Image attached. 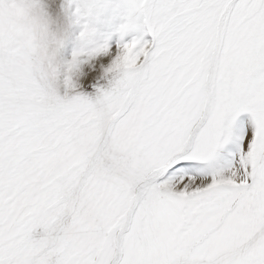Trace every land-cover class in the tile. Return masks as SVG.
Segmentation results:
<instances>
[{"label":"snow or ice","instance_id":"snow-or-ice-1","mask_svg":"<svg viewBox=\"0 0 264 264\" xmlns=\"http://www.w3.org/2000/svg\"><path fill=\"white\" fill-rule=\"evenodd\" d=\"M24 4L0 0V264H264V0H125L63 95Z\"/></svg>","mask_w":264,"mask_h":264},{"label":"clouds","instance_id":"clouds-1","mask_svg":"<svg viewBox=\"0 0 264 264\" xmlns=\"http://www.w3.org/2000/svg\"><path fill=\"white\" fill-rule=\"evenodd\" d=\"M38 5L39 0H25V4L19 12V27L15 35L26 40L30 45L35 62L40 66L45 61L50 62L55 58L63 43L64 36L72 28L80 25L81 20L85 22L82 25V31H80L77 39L86 45L94 42L97 34L95 25L106 12L123 13L125 23L119 26L118 31L122 26H133L135 23L134 13L126 6L125 0H78L77 8L79 11L76 10L73 16L69 17L67 26L63 30V35L58 38L56 35L50 34L49 21L39 10ZM119 57L120 62L123 63L125 57L123 50H120ZM72 60L69 64L72 63ZM55 72L56 69L49 63L46 73L53 80L55 79ZM74 75H78V73Z\"/></svg>","mask_w":264,"mask_h":264},{"label":"rangeland","instance_id":"rangeland-1","mask_svg":"<svg viewBox=\"0 0 264 264\" xmlns=\"http://www.w3.org/2000/svg\"><path fill=\"white\" fill-rule=\"evenodd\" d=\"M44 8H45L47 15L50 16V18L52 19L51 24L54 27H58L57 28L58 30L59 29L61 30V31L60 30L58 31L61 35H63L62 33H63L64 28L67 26V22L69 20V17H72L73 14L77 10V7H76L74 0H59L58 2H57V0H45ZM57 12H58V14H57ZM101 19H103L102 16L100 17V20L95 25L97 28V34H96L94 42L91 44L86 45L82 41L77 39L80 31H82V25L84 24L85 21L81 20L80 25L72 28L71 29L72 31L70 30V32L66 36H64L65 44L63 45V51L61 52V57L70 60L73 57L72 55L75 52L76 53L77 52H82V53L88 52V51L92 50L93 48L103 44L106 40L110 44L117 43L120 40V36H121V33L118 31V28L121 24L125 23V18H124L123 13L117 14V13L109 12V14H108V20L109 21L106 23ZM129 35L130 34H125V39H127ZM69 38H71V39H69ZM68 39H69V41H68ZM77 46H79V47H77ZM72 51H73V53H72ZM79 58L83 59L82 62H84V59L88 60V57L85 55H81ZM66 62L63 60L60 63V66H63V65L65 66ZM87 64L88 65L90 64L88 67L90 69L86 68L84 73L86 71L90 70V72H88V76H87L88 79L84 78L82 89L81 88H80L81 90L76 89L75 91L77 93L84 95V96H87L89 98H94V96L97 94L98 91H107L112 86L113 81L111 82V80H110L112 74L105 75V76L100 75L99 77L95 76V74L91 73V71L93 70V67H95V65H97V60L87 61ZM82 65H84V63ZM60 86L61 87H59V89H58L59 95H63L65 92V82L63 81L60 84Z\"/></svg>","mask_w":264,"mask_h":264},{"label":"bare ground","instance_id":"bare-ground-1","mask_svg":"<svg viewBox=\"0 0 264 264\" xmlns=\"http://www.w3.org/2000/svg\"><path fill=\"white\" fill-rule=\"evenodd\" d=\"M59 0H57V2H58ZM75 1V4H76V7H78V0H74ZM44 2H45V0H39V5H38V8H39V10L43 13V15L45 16V18L49 21V32H50V34H54V35H56L58 38L59 37H61L62 35L58 32L59 30L57 29L58 27H54L52 24H51V18H50V16H48L47 15V13H46V11H45V8H44ZM47 6V5H46ZM109 12H111V11H109ZM109 12H106L104 15H102V17H103V19H101V20H103L105 23L106 22H108L109 20H108V14H109ZM57 14H58V12H57ZM60 15V14H59ZM56 16V15H55ZM64 17V16H63ZM62 17V18H63ZM123 17V16H122ZM57 18V17H56ZM59 18V17H58ZM63 20V19H62ZM68 23V22H67ZM56 26V25H55ZM61 31V30H60ZM72 31V30H71ZM63 34V33H62ZM73 35V34H72ZM69 39H71V38H69ZM69 39H68V41H69ZM107 41V40H106ZM74 42V41H73ZM84 43V42H83ZM65 44V40H64V38H63V43H62V45H61V47H60V49H59V51H58V53H57V55L55 56V58L54 59H52L50 62L49 61H45L42 65H41V69L42 70H44V71H47L48 70V64L49 63H51V65H52V67L53 68H55L56 69V72H55V79L54 80H52L51 81V86H52V88H53V90L59 95V91H58V89H59V87H61L60 86V84L64 81L65 82V80L67 79V76H68V68H69V62L72 60V58L70 59V60H68V59H66V58H63V57H61V52L63 51V45ZM77 45V44H76ZM75 45V46H76ZM80 46V45H79ZM79 46H77V47H79ZM73 48V47H72ZM82 48V47H81ZM79 50V49H78ZM67 53V52H66ZM72 53H73V51H72ZM76 53V52H75ZM73 56V55H72ZM67 61L66 62V64H65V66L63 65V66H60V63L62 62V61ZM82 60L83 59H80L79 58V61H81L80 62V72H79V74L78 75H76V76H74L73 77V79H74V81H75V83H76V88H75V90L77 89V90H81L82 89V87H83V80H84V78L85 79H88V72H90V70H88V71H86L85 73H84V71L86 70V68H88L89 67V65L87 64V61H89V60H86V59H84V62H82ZM94 62V61H93ZM84 63V65H82ZM95 63V62H94ZM66 68V69H65ZM88 69H90V68H88ZM91 73H94L95 74V76H100V75H103V76H105V74H104V72H103V70L99 67V61L97 60V65H95V70H94V67H93V70L91 71ZM93 75V74H92ZM109 75V74H108ZM90 76V75H89ZM109 80V79H108ZM110 80H111V82L113 81V77L111 76V78H110ZM109 83V82H108ZM107 84V83H106ZM108 85V84H107ZM81 88V89H80ZM95 97V96H94Z\"/></svg>","mask_w":264,"mask_h":264}]
</instances>
